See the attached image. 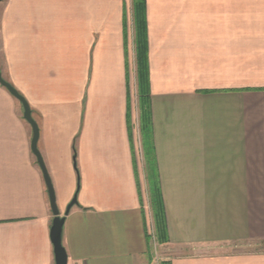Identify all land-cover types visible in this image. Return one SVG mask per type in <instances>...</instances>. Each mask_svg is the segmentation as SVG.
Listing matches in <instances>:
<instances>
[{
  "label": "crops",
  "instance_id": "0c3cea01",
  "mask_svg": "<svg viewBox=\"0 0 264 264\" xmlns=\"http://www.w3.org/2000/svg\"><path fill=\"white\" fill-rule=\"evenodd\" d=\"M1 2L0 72L38 124L67 264H264V0H144L158 260L127 0ZM33 135L0 83V264L55 263Z\"/></svg>",
  "mask_w": 264,
  "mask_h": 264
},
{
  "label": "trees",
  "instance_id": "16d2710c",
  "mask_svg": "<svg viewBox=\"0 0 264 264\" xmlns=\"http://www.w3.org/2000/svg\"><path fill=\"white\" fill-rule=\"evenodd\" d=\"M135 26L136 73L139 98V126L146 160L150 204L159 241L166 239L164 201L155 159L149 83V46L144 0H132Z\"/></svg>",
  "mask_w": 264,
  "mask_h": 264
},
{
  "label": "water",
  "instance_id": "95a60500",
  "mask_svg": "<svg viewBox=\"0 0 264 264\" xmlns=\"http://www.w3.org/2000/svg\"><path fill=\"white\" fill-rule=\"evenodd\" d=\"M1 1V0H0ZM0 83L5 86L9 91L16 96L18 99H20L24 106V116L25 118L32 124L33 126V139H32V150L34 151L35 155L37 156V159L39 161V164L43 170L44 178L48 187L49 192V198L51 203V208L54 213V218L51 226V239L54 245V252H55V263L54 264H67L68 263V254L66 252V249L64 248L62 244V231H63V225L65 221V217L61 215L60 210L56 203V196L54 192V188L52 185V181L50 179V176L48 174V171L46 169V166L44 164L43 158L41 156V153L38 149L37 142L39 137V130H38V124L34 117L32 116V112L30 109V106L24 99V97L15 89V87L9 83L1 74L0 72ZM76 199L74 198L68 205L66 212L70 210L71 206L75 203Z\"/></svg>",
  "mask_w": 264,
  "mask_h": 264
},
{
  "label": "rangeland",
  "instance_id": "374dc122",
  "mask_svg": "<svg viewBox=\"0 0 264 264\" xmlns=\"http://www.w3.org/2000/svg\"><path fill=\"white\" fill-rule=\"evenodd\" d=\"M1 1H0V5L2 4ZM127 8H128V16L130 18L129 33H130L131 41H132V43H134V47H135V26H134V18H133L132 0H127ZM131 21H132V23H131ZM134 52L136 53V48H135ZM135 63H136V60H135ZM136 75H137V73H136ZM136 79H137V76H136ZM137 91H138V88L136 89V92L133 91V99H134V107H135L134 113H135V120L136 121L138 120L137 117L139 118V98H138L139 95H138ZM142 157H143L142 152H139L138 158H139L141 163H142V159H143ZM148 205L146 206V208L148 210V214L150 217L152 215V218H153V212H152L151 204H150V207H148ZM262 248L264 249V244L262 245Z\"/></svg>",
  "mask_w": 264,
  "mask_h": 264
},
{
  "label": "built area",
  "instance_id": "2783aa9c",
  "mask_svg": "<svg viewBox=\"0 0 264 264\" xmlns=\"http://www.w3.org/2000/svg\"><path fill=\"white\" fill-rule=\"evenodd\" d=\"M151 238H152V242H153V249H154V252L156 254V259L158 260L159 259L158 255H157V244L158 243H157V237H156L154 231L151 232Z\"/></svg>",
  "mask_w": 264,
  "mask_h": 264
}]
</instances>
